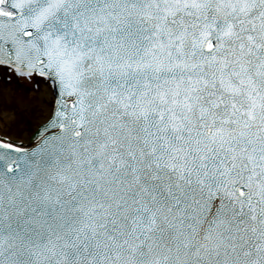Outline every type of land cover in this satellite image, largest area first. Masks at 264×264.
<instances>
[{"label":"snow or ice","instance_id":"6c2138e0","mask_svg":"<svg viewBox=\"0 0 264 264\" xmlns=\"http://www.w3.org/2000/svg\"><path fill=\"white\" fill-rule=\"evenodd\" d=\"M0 264H264V0H0Z\"/></svg>","mask_w":264,"mask_h":264},{"label":"rangeland","instance_id":"374dc122","mask_svg":"<svg viewBox=\"0 0 264 264\" xmlns=\"http://www.w3.org/2000/svg\"><path fill=\"white\" fill-rule=\"evenodd\" d=\"M11 122V121H10Z\"/></svg>","mask_w":264,"mask_h":264}]
</instances>
